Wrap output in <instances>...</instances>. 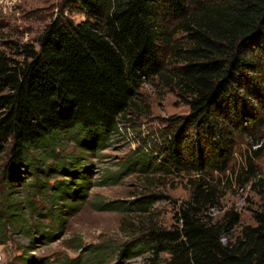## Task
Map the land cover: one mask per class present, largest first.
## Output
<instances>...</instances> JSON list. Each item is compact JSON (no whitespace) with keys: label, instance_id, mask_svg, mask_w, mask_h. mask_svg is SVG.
Here are the masks:
<instances>
[{"label":"trees","instance_id":"16d2710c","mask_svg":"<svg viewBox=\"0 0 264 264\" xmlns=\"http://www.w3.org/2000/svg\"><path fill=\"white\" fill-rule=\"evenodd\" d=\"M68 2L86 18L55 19L38 48L21 43L9 52L0 49V173L9 187L22 178V167L31 169L29 195L32 186L41 190L59 216L65 211L59 203L74 208L88 195L90 170L78 156L60 157L65 143L102 151L143 85L155 79L166 80L189 107L186 115L170 118L174 131L157 148L166 153L157 164L165 169L223 173L236 132L264 126V0ZM177 32L185 42L171 44ZM168 44L178 64L171 78L162 53ZM152 161L138 155L120 169L145 170ZM189 181L178 225L151 230L133 256L150 248L167 252L169 264H264V206L253 211L255 224L234 235L241 213L231 209L215 219L210 210L220 203L217 187L205 176ZM6 204L0 227L11 219L29 233L22 203L13 198ZM103 255L95 251L92 257Z\"/></svg>","mask_w":264,"mask_h":264},{"label":"rangeland","instance_id":"374dc122","mask_svg":"<svg viewBox=\"0 0 264 264\" xmlns=\"http://www.w3.org/2000/svg\"><path fill=\"white\" fill-rule=\"evenodd\" d=\"M57 18L80 22L86 15L68 0H0V49L9 52L21 43L38 48L46 26ZM174 24L170 22V30ZM183 36L177 32L170 43H184ZM171 44L162 46L168 78L178 66ZM166 82L155 79L143 85L136 104L120 118L123 133L115 134L102 151H83L73 142L65 143L60 157H80L84 169L90 170L85 173L90 188L87 197L72 209L59 203L65 210L60 216L41 190L32 186L28 194L31 169L22 167V178L10 187L0 173V206L18 200L28 219L24 221L31 226L27 233L9 219L0 227V264H169L167 252L147 248L133 256L131 251L138 250L136 245L153 229L174 230L179 207L190 196L189 179L197 176H205L221 194L218 207L210 210L215 219L231 209L241 213L234 235L243 225L255 224L253 211L264 206V126L255 130L249 124L248 130L236 132L233 158L223 173L208 167L204 173L192 174L165 169L157 164L166 153L160 154L157 148L174 131L176 123L170 118L189 112ZM260 108L264 112V107ZM138 155L153 160L149 167L122 173L120 167ZM95 251L104 253L103 257L94 259Z\"/></svg>","mask_w":264,"mask_h":264},{"label":"built area","instance_id":"2783aa9c","mask_svg":"<svg viewBox=\"0 0 264 264\" xmlns=\"http://www.w3.org/2000/svg\"><path fill=\"white\" fill-rule=\"evenodd\" d=\"M118 130H119V131L117 132L118 134H119V133H123V128H122V126H121L120 123L118 124Z\"/></svg>","mask_w":264,"mask_h":264}]
</instances>
